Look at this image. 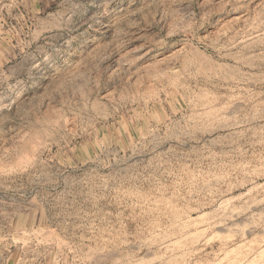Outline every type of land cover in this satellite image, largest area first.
I'll use <instances>...</instances> for the list:
<instances>
[{"label": "rangeland", "instance_id": "obj_1", "mask_svg": "<svg viewBox=\"0 0 264 264\" xmlns=\"http://www.w3.org/2000/svg\"><path fill=\"white\" fill-rule=\"evenodd\" d=\"M263 247L264 0H0V264Z\"/></svg>", "mask_w": 264, "mask_h": 264}, {"label": "bare ground", "instance_id": "obj_2", "mask_svg": "<svg viewBox=\"0 0 264 264\" xmlns=\"http://www.w3.org/2000/svg\"><path fill=\"white\" fill-rule=\"evenodd\" d=\"M232 249L234 250V248H231V249H230L231 251H229V253L234 252V251L236 250V249H235L234 251H232ZM261 249H264V247L261 248ZM261 249H260L259 251H261ZM218 251H220V250H218ZM185 252H186V251H185ZM220 252H221V251H220ZM225 252H226V251H225ZM225 252H224V253H225ZM261 252H262V251H261ZM224 253H223V254H224ZM229 253H227V254L225 253V254L228 255ZM263 253H264V252H263ZM263 253H262V255H260L259 253H258V254L256 253V255H257V256H258V255H259V256H263V255H264ZM181 254H182V253H181ZM217 254H218V253H217ZM221 254H222V253H221ZM252 254H253V252H252ZM254 256H255V254H254ZM252 258H253V257H252ZM259 258H261V257H258V259H259ZM263 258H264V256H263ZM175 259H176V258H175ZM258 259L255 258V259H254L255 262H256V260H258ZM254 260H252V259L249 260V263H250V264H251V263L253 264V263H254V262H253ZM261 260H263V259H261ZM250 261H251V262H250ZM258 261H260V260H258ZM258 261H257V262H258ZM231 262H232V261H231ZM235 262H238V261L235 260L234 263H235ZM246 262H247V261H246ZM263 262H264V260H263ZM249 263H247V264H249ZM258 263H259V262H258ZM229 264H230V263H229ZM231 264H233V263H231ZM239 264H240V263H239ZM241 264H242V262H241ZM245 264H246V263H245Z\"/></svg>", "mask_w": 264, "mask_h": 264}]
</instances>
